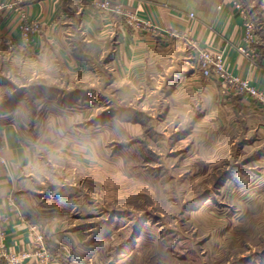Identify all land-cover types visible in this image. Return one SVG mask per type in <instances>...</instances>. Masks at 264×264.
Listing matches in <instances>:
<instances>
[{"label": "rangeland", "instance_id": "obj_1", "mask_svg": "<svg viewBox=\"0 0 264 264\" xmlns=\"http://www.w3.org/2000/svg\"><path fill=\"white\" fill-rule=\"evenodd\" d=\"M239 1L262 31L260 0ZM80 49L87 58L102 57L99 63L111 55L95 43ZM96 67L97 73L67 80L74 90L91 91L57 99V106L76 111L68 126L42 130L39 165L27 186L61 234L80 229L91 243L75 258L89 264H264V142L256 141L257 130L223 108L220 93L218 109L197 128H191L195 114L179 112V97L168 98L163 83L110 84L108 77L101 96ZM27 95L31 112L35 96ZM45 106L37 111L44 127ZM118 119L138 122L140 129ZM62 240L63 252H55L66 261L73 242Z\"/></svg>", "mask_w": 264, "mask_h": 264}, {"label": "crops", "instance_id": "obj_2", "mask_svg": "<svg viewBox=\"0 0 264 264\" xmlns=\"http://www.w3.org/2000/svg\"><path fill=\"white\" fill-rule=\"evenodd\" d=\"M121 1L139 16L161 28L176 29L185 37L164 41L158 36L136 32L118 15L98 11L94 0H0L3 4L0 8V146L7 160L6 165L0 164V217L7 218L2 222L4 243L15 250L26 248L28 232L25 222L37 223L44 235L46 231L50 233L46 236L53 255L49 264H89L75 256L79 251L85 254L91 248L80 229L61 234L58 223L51 220L54 217L45 216L50 214L45 212L49 208L38 205L27 191L39 165L40 146L44 141L42 130L68 126L70 114L76 111L74 107L57 106V99L91 91V87L74 90L67 80L97 73L98 64L102 71L99 80L104 83L99 89L101 96L108 91V77H111L110 84L135 80L163 83L164 88L168 87L165 88L168 98L173 94L179 97L176 103L181 109L179 112L186 111L191 118L195 114L191 128H197L200 119L218 109L221 84L202 76L197 70L194 51L189 44V40L194 39L201 47L222 51L231 74L247 78L264 90V31H258L260 56L257 64L252 65L237 51V46L243 44L244 18L229 0ZM260 4L264 11V0H260ZM19 8L39 24L28 45L22 43L17 26ZM91 43L106 48L107 53H111L109 59L99 63L102 57L87 58L80 47ZM7 66L9 68L4 72L3 67ZM14 66H18L19 73H13ZM33 80L32 87L26 89ZM27 91L35 96L36 107L31 112L28 111ZM245 102L244 97L236 96L222 107L242 115L249 131L257 130L256 141L261 144L264 142V109L247 106ZM45 103L50 112L44 127L39 124V110L42 106L47 107ZM116 121L126 122L127 127L136 131L140 129L138 122ZM11 193L17 196L15 204L7 202ZM62 237L73 242V256L66 261L60 260L55 252H63ZM0 264L10 263L2 260ZM19 264L40 263L33 258Z\"/></svg>", "mask_w": 264, "mask_h": 264}, {"label": "built area", "instance_id": "obj_3", "mask_svg": "<svg viewBox=\"0 0 264 264\" xmlns=\"http://www.w3.org/2000/svg\"><path fill=\"white\" fill-rule=\"evenodd\" d=\"M229 1L244 18L243 44L237 46V51L248 58L252 65H256L260 56L258 47L260 38L258 35L257 21L239 0ZM2 6L3 4L1 2L0 8ZM94 7L100 12L118 15L136 32L158 36L164 41H170L179 36L185 37L182 32L176 29L161 28L155 22L139 16L137 12L127 7L121 0H94ZM190 16H193V14L191 13ZM17 26L20 30L24 45H28L31 42V34L39 28L38 21L30 19L22 8L18 10ZM189 44L194 51L197 70L202 76L219 81L221 84L220 95L224 100L242 96L246 99L245 104L247 106L264 109V90L254 86L247 78H241L231 74L226 67L225 57L222 51L201 47L194 39H190ZM6 161V158L2 154V147L0 146V164L6 165ZM16 201L17 196L14 193L7 196V202L9 204H15ZM6 220L7 218L0 217V262L6 260L10 264H19L25 260L34 258L40 264L51 263L53 260L51 248L39 224L30 221L25 222L28 232V246L21 250H15L7 247L4 243L5 232L2 222Z\"/></svg>", "mask_w": 264, "mask_h": 264}, {"label": "trees", "instance_id": "obj_4", "mask_svg": "<svg viewBox=\"0 0 264 264\" xmlns=\"http://www.w3.org/2000/svg\"><path fill=\"white\" fill-rule=\"evenodd\" d=\"M251 12H253V11H251ZM254 18H256L255 16H254ZM256 21H257V25H258V31H260V24H258V20H257V18H256ZM262 27H264V23H262ZM262 31H264V28H262ZM98 46V45H97Z\"/></svg>", "mask_w": 264, "mask_h": 264}]
</instances>
